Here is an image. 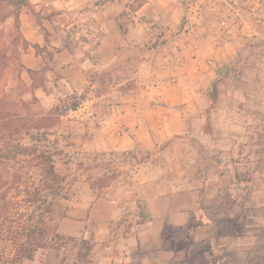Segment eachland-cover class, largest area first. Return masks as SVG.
Instances as JSON below:
<instances>
[{
	"label": "rangeland",
	"instance_id": "374dc122",
	"mask_svg": "<svg viewBox=\"0 0 264 264\" xmlns=\"http://www.w3.org/2000/svg\"><path fill=\"white\" fill-rule=\"evenodd\" d=\"M19 3L0 0V98L7 101L2 113L61 114L47 137L57 142L54 167L66 180L61 212L53 221L64 237L57 243L70 249L71 238L89 240L93 250L83 264H141L129 260L136 255L149 264L154 249L135 242L138 225L150 215L136 197L133 175L150 162L149 175L155 177L182 176L207 162L225 166L234 181L236 173L243 176L241 185L225 183L216 200L236 199L243 214L252 215L264 231V155L253 153L258 149L255 130L264 139V0H74L61 18L38 13L29 0ZM96 11L99 28L117 32L111 42L120 53L108 67L89 70L83 83L73 86L53 65L54 50L31 48L22 15L43 35L46 20L55 28L64 26L70 47L76 46L70 38L76 28ZM91 44L88 49L94 52L96 44ZM30 49L46 65L28 75L22 55ZM230 61L238 86H223L212 104L206 94L215 70ZM75 101L76 111L66 109ZM23 143H29L27 138ZM15 144L0 140V146ZM143 172L139 178L148 176ZM89 175L102 176L94 180L95 190L87 185ZM171 231L166 227L162 234L168 238ZM11 253V244L0 239V264ZM71 261L69 250L47 248L26 264Z\"/></svg>",
	"mask_w": 264,
	"mask_h": 264
},
{
	"label": "crops",
	"instance_id": "0c3cea01",
	"mask_svg": "<svg viewBox=\"0 0 264 264\" xmlns=\"http://www.w3.org/2000/svg\"><path fill=\"white\" fill-rule=\"evenodd\" d=\"M29 1L37 7L38 13L61 18L74 0ZM90 14L88 22L79 25L75 35L70 37L76 39V46L70 44V47L66 46L68 37L64 26L55 28L45 21L48 22L43 26L49 37L47 45L40 29L22 15L25 20L23 35L31 48L39 46L54 50L53 65L73 86L81 85L89 70L95 72L108 67L116 59L115 52L120 53L111 42L117 32L111 35L103 31L98 24L99 12ZM98 39L100 44L97 45ZM93 42L96 44L94 52L88 49ZM33 50L22 55L23 66L31 71H42L46 61ZM89 53L94 55L93 63ZM152 167L151 162L142 165L135 168L133 175L136 197L143 201L150 215L147 221L138 225L140 233L135 242L142 249H154L155 256L147 259L149 264H264V231L254 224L252 215L243 214L236 199L219 201L225 183L230 186L242 184L234 181L232 171L225 174V166L207 162L204 167L191 166L182 176L155 177L149 175ZM145 170L148 176L139 178ZM166 227L172 229L168 238L164 237L167 234H162ZM128 258L139 260L141 264L146 260L140 255Z\"/></svg>",
	"mask_w": 264,
	"mask_h": 264
},
{
	"label": "trees",
	"instance_id": "16d2710c",
	"mask_svg": "<svg viewBox=\"0 0 264 264\" xmlns=\"http://www.w3.org/2000/svg\"><path fill=\"white\" fill-rule=\"evenodd\" d=\"M21 4V0L19 5ZM19 7V6H18ZM48 45L49 37L44 35ZM34 49L41 50L39 46ZM239 61V57L234 58ZM234 61L224 64L215 70V79L210 83L206 98L212 104L218 101L220 89L226 84L238 86L234 81ZM28 74L31 71L23 66ZM6 98H0V140L9 144L15 141L14 146H0V239L11 244L12 253L1 264H26L31 261L38 250L51 248L55 251L69 250L72 254L70 264H83L93 250V244L84 238H71L72 245L59 244L64 239L57 232L54 218L61 212L60 200L63 199L65 177L60 176L54 167L55 159L59 155L57 142L48 140L49 129L57 122L61 115L49 112L46 116H11L2 113ZM36 100V98H33ZM20 104L24 101L20 100ZM78 102H72L66 109L76 111ZM209 120V111L206 110ZM207 120L204 130L211 132L210 122ZM258 149L253 153L262 157L264 155V139L260 132L255 130ZM17 137V140H14ZM27 138L28 144L23 141ZM253 139V138H251ZM44 143V144H43ZM252 142V146H255ZM236 182L245 181L243 176L235 174ZM100 177H87V185L95 190L94 180ZM141 217V216H140ZM142 218V217H141ZM140 224V223H139Z\"/></svg>",
	"mask_w": 264,
	"mask_h": 264
}]
</instances>
